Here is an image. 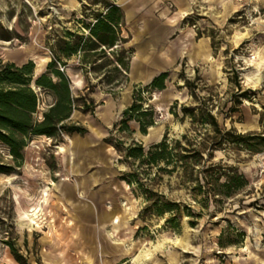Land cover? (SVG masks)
Masks as SVG:
<instances>
[{"label":"rangeland","instance_id":"374dc122","mask_svg":"<svg viewBox=\"0 0 264 264\" xmlns=\"http://www.w3.org/2000/svg\"><path fill=\"white\" fill-rule=\"evenodd\" d=\"M102 3L103 0L96 4L94 0H0V58L19 66L33 61L34 75L45 73L53 59L51 47L73 42L68 33L82 36V43L85 42L89 37L85 26L94 23L97 11L105 12ZM115 3L123 12L129 5L135 21L144 17L143 38L154 43L156 53L163 50L165 43L175 41L180 33L176 29L196 33V41L185 34L187 58L167 71L166 90L143 94L145 108L151 106L156 111V124L147 135L122 134L110 128V137L123 143L115 162L120 175L138 173L137 181L145 189L180 206L179 227L174 229L166 224L170 214H146L144 189L125 182L126 197L121 201L124 214L113 217L115 232L111 227L106 229L111 241L126 252V258L116 264H264V151L250 153L225 144L213 158L207 152L204 154L207 167H233L246 177L248 185L229 198L214 196L212 189L219 193L225 178L212 188L216 177L213 172L204 174L210 185L202 182L204 188L199 191L194 190L195 181H182L181 169L173 174L158 173L157 168L140 167L137 162H126L124 157L128 147L142 145L147 151L165 136L181 140L187 134L191 141L200 143L205 129L192 126L189 118L182 120L183 106H210L224 131L264 133V0H210L203 7L194 8L176 27L170 21L176 8L168 2ZM135 30V26L125 22L119 36L126 43L107 51V56L95 65H89L94 61L92 57L84 65L81 52L65 60L66 66L58 64L59 70L63 69L70 78L71 91L76 93L74 83L78 79L85 83L77 97L93 96L98 104L108 100L117 103L124 93L123 103L128 101L131 81L140 80L135 74L139 63L133 58L137 52ZM7 37L12 40L5 41ZM204 38L211 46L208 57L201 41L198 43V39ZM119 57L124 71L118 68ZM132 58L133 71L129 76ZM42 61L46 64L37 71L36 65ZM182 78L194 84L196 98L183 87ZM77 83L80 89L82 82ZM247 90L253 93L251 99H242L239 105L238 96ZM36 91L42 115L53 103V97ZM233 108L238 109L236 113L230 112ZM172 111L178 114L177 118ZM67 137H62L60 143L59 139L33 138L25 150L23 167L10 175L0 174V264H107L101 262L99 252L92 251L95 246L85 243L83 231L73 229L69 203L60 195L63 180H72L64 173L68 164V149L64 146L69 143ZM59 146H64V152L58 150ZM0 161L13 165L7 148L1 144ZM198 176L194 173L193 179ZM36 207L42 211L38 224L33 225L27 213ZM87 233L94 234L92 228ZM5 241L15 246L21 262L15 260Z\"/></svg>","mask_w":264,"mask_h":264},{"label":"trees","instance_id":"16d2710c","mask_svg":"<svg viewBox=\"0 0 264 264\" xmlns=\"http://www.w3.org/2000/svg\"><path fill=\"white\" fill-rule=\"evenodd\" d=\"M98 0H94V4ZM117 0H103L105 12L95 13L94 23L85 26L89 31V37L82 43L83 37L68 33L67 37L73 42L66 41L63 44L57 43L51 47L53 59L48 63L46 72L35 76V64L29 61L21 66L15 63L5 62L0 58V144L8 150L12 158L9 165L0 161V174L10 175L19 171L24 164L25 150L29 142L35 137H47L49 139H59V143L64 136L79 134L84 136L87 130L71 122V116L75 111L93 114L95 102L86 97H75L71 91V81L69 76L60 71L58 64L66 66L65 60L83 54L82 62L88 63L89 57L94 58L89 65H95L107 56V51L114 50L119 44L126 43V39L120 38L119 31L125 26V14L116 5ZM7 37L5 41H11ZM92 54L93 56H88ZM124 51L121 52V56ZM118 68L125 69L122 59L116 61ZM169 72L162 73L152 80L149 85L136 86L133 91V103L123 113L122 120L114 126V130L119 126L118 132L131 133L128 122L135 121L140 126V132L147 135L148 129L156 124V111L153 107L145 108L143 94L154 91H165ZM184 80L185 88L191 90V96H195L194 84ZM36 90L49 93L53 97V103L40 115L41 100ZM252 91H244L238 96L237 103L241 105V100H250ZM238 109H231V113H236ZM181 113L183 119L189 118L191 125H198L205 129L204 137L200 143L191 141L187 134L180 139L170 140L167 136L163 140L153 145L149 150H145L142 145L134 144L125 149V161L137 162L140 167L146 166L148 169L157 168L158 173H176L182 170L181 176L184 183L196 182L194 190L202 191L205 183L210 185L208 177L204 174L213 172L216 175L215 187L219 180L224 177V183L219 185V193L214 196H225L229 198L232 194L244 189L248 185L246 177L238 169L224 166H206L204 154L213 158L214 153L223 145H235L250 153H260L264 151V133L239 134L234 130L224 131L221 129L216 115L210 106L202 104L195 107L183 106ZM174 117L177 113L171 112ZM211 129V135L210 131ZM210 141V142H209ZM105 143L112 145L117 152L121 153V141L109 137ZM194 173L199 176L194 180ZM138 173L121 175L120 180L129 186L137 185L139 189H144L143 194L148 202L145 209L146 214L154 213L155 216L163 217L170 214L166 224L174 229H178V215L180 214L179 204L166 201L153 191L145 189L138 180ZM10 248L12 255L17 262H21V256L10 241H5Z\"/></svg>","mask_w":264,"mask_h":264},{"label":"crops","instance_id":"0c3cea01","mask_svg":"<svg viewBox=\"0 0 264 264\" xmlns=\"http://www.w3.org/2000/svg\"><path fill=\"white\" fill-rule=\"evenodd\" d=\"M161 1L168 2L176 8L172 20L170 19L171 22L176 23L175 26L173 23L174 27L177 26V22L183 20L194 8H201L203 7L202 5L208 4L202 0ZM128 6L126 5L124 11L125 22L132 27L135 26L136 29L133 41L137 52L133 58L139 63L135 74L139 76L140 80L131 81L129 94L126 95L128 101L125 103H123L124 93L122 101H117V103L114 100H108L107 102L104 101V104H98L95 97L91 96V99L95 102L93 115H95L94 118L96 119L90 116L91 113H83L81 111L73 113L70 119L71 122L84 127L87 133L84 136L73 134L67 137L69 143L67 145L64 144V146L68 149V164L64 168V173L72 180H65V183L61 185L63 192L60 193L61 198L69 203V219L73 224L71 226H73V229H81L83 231L85 243L95 246L92 251L96 254L99 252L101 262L104 261L107 264H116L126 258L125 250L111 241L106 230L111 227L112 232H115L114 227L116 225L112 223V219L114 216H119V218L123 216L124 210L121 207V201L125 199L126 191L124 188L125 182L120 180L121 170L115 165L117 151L112 145L105 143V139L111 136L112 130L110 128L114 129V126L122 120L123 113L132 105L134 85H149L154 78L167 72L170 68L178 65L181 60L187 58L184 57L185 48L183 46L185 34H188L189 40L196 41V33L194 31L176 29L180 33L175 41L172 43L169 41L170 44L165 43L163 50H158L159 52L156 53L154 43L147 42L143 38L145 33L143 27L146 28L144 26L146 25L144 17L135 21V16L132 10L128 9ZM167 11L168 8L163 10V13L165 14ZM151 13L153 12L151 11ZM164 18L160 19L163 20ZM200 41L205 56H210V44L205 38L198 39V43ZM133 58L129 76L133 71ZM77 81L82 82L80 89ZM77 81L74 83L77 91L76 93L72 91L75 97L78 96L79 92H83L85 85L82 80L78 79ZM128 126L132 134L141 135L140 126L137 122H128ZM118 129L119 126L116 128L117 132ZM119 133L125 134L126 132ZM89 228H92L94 234L87 233Z\"/></svg>","mask_w":264,"mask_h":264},{"label":"bare ground","instance_id":"6f19581e","mask_svg":"<svg viewBox=\"0 0 264 264\" xmlns=\"http://www.w3.org/2000/svg\"><path fill=\"white\" fill-rule=\"evenodd\" d=\"M182 13V12H181ZM180 13V14H181ZM46 64V61H42V62H39L37 65H36V70L37 71H40L44 65ZM125 101V100H124ZM58 150L60 152H64V146H59L58 147ZM67 179H64L63 181H65ZM45 196L47 197L48 194L46 193ZM41 208H33L30 212L27 213V219L30 221L31 224L33 225H37L38 224V219L40 218V213H41ZM117 218V217H116ZM116 220V219H115ZM118 223V221H116ZM40 225H38L39 227ZM141 253V252H140ZM138 259V258H137ZM142 260V259H141Z\"/></svg>","mask_w":264,"mask_h":264},{"label":"built area","instance_id":"2783aa9c","mask_svg":"<svg viewBox=\"0 0 264 264\" xmlns=\"http://www.w3.org/2000/svg\"><path fill=\"white\" fill-rule=\"evenodd\" d=\"M203 2H208L209 0H202ZM236 2H239V3H242L244 0H235ZM61 71H63V69H61ZM159 118H162L161 117V114H160V117Z\"/></svg>","mask_w":264,"mask_h":264}]
</instances>
